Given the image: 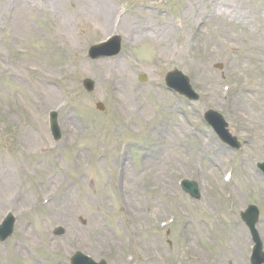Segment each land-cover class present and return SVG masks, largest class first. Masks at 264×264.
Masks as SVG:
<instances>
[{"label":"rangeland","instance_id":"obj_1","mask_svg":"<svg viewBox=\"0 0 264 264\" xmlns=\"http://www.w3.org/2000/svg\"><path fill=\"white\" fill-rule=\"evenodd\" d=\"M9 1L0 0V10ZM42 1L45 3L38 5L39 12L24 13L23 20L31 27L27 36L0 27V162L18 167L16 189L30 194L29 202L22 207L14 203L15 195H0V220L7 212L16 217L13 234L0 243V264H70L75 251L96 261L106 259L108 264H249L252 241L239 214L248 204L258 207L256 229L264 250V175L256 167L264 161V145L258 141L264 135V114L256 119L261 128L249 131L252 128L230 107L228 96L214 99L210 94L216 96L221 84L231 89L264 85V59L244 41L232 45L233 51L218 44L217 53L208 52V48L206 52L201 42L184 48V54H176L171 61L152 66L153 47L145 41L128 40L129 32L120 29L102 34L94 18L85 20L73 14L76 0ZM110 1L122 16H142L151 10L156 19L173 22V39L178 43L181 26L189 24L180 12L189 0ZM52 2H59L57 15L71 18L72 29L67 36L58 35L56 15L46 8ZM244 2L251 12L248 28L262 38L264 0ZM196 31L195 26L187 28L188 34ZM236 33L245 37L240 29ZM114 34L122 39L121 51L112 57L90 59L89 47ZM217 38L220 40V36ZM259 51L264 53V48L259 47ZM245 53L251 58L242 61ZM194 59L204 61V80V66H193ZM103 60L126 65L128 73L118 79L120 88L124 84L127 90L131 85L137 94L127 108L118 107L116 85L109 71H99L98 62ZM174 69L187 75L199 95L197 101H188L166 88L164 77ZM42 74L49 75L50 84L61 92V106H39L30 99L29 91L36 88ZM141 75L145 82L140 81ZM85 78L95 82L93 91L86 92L82 87ZM15 97L19 101H14ZM255 97L249 93L241 98L242 103L255 109L259 102L264 105V89L258 99ZM96 103H102L103 110L96 109ZM208 109L222 115L230 133L242 142L239 150L222 143L207 125L203 114ZM50 111L58 113L62 137L57 142L49 132ZM65 114L73 123L70 128L63 123ZM157 125L163 127L161 134ZM206 136L210 137L209 148L192 167L194 159L189 156L207 140ZM172 145H177L182 158L186 157L181 163L177 162L176 150L169 148ZM217 145L227 151L220 165L213 164L216 154L209 152ZM81 153L85 156L79 161ZM159 153L163 158L155 166L153 157ZM122 155L138 173V206L127 205L129 213L121 201L126 183L125 171L119 169ZM169 160L174 162L172 166H168ZM208 165H212L210 170ZM227 167L232 173L229 184L221 180ZM56 170L60 182L51 189L54 201L67 192L65 186L70 185L73 191L65 205L52 213L39 192ZM251 172L259 179L250 181ZM182 178L198 183V200L181 190L177 181ZM225 192L232 196L226 197ZM154 200L162 206L159 213ZM232 203L233 212L229 206ZM138 210L144 213L143 224L130 219ZM172 215L175 219L171 224L158 225V219ZM57 226L64 229L60 236L52 233ZM152 238L155 244L149 241Z\"/></svg>","mask_w":264,"mask_h":264},{"label":"bare ground","instance_id":"obj_2","mask_svg":"<svg viewBox=\"0 0 264 264\" xmlns=\"http://www.w3.org/2000/svg\"><path fill=\"white\" fill-rule=\"evenodd\" d=\"M39 2L35 0H33V2L29 0H24V2H22L21 0H12L7 2L6 6L5 4H3L2 9L0 10V27L7 26L10 28V30H18L23 35L27 36V34H29L31 31V27L27 25L26 22H24V13H27L26 11L31 12L34 10H36V12H39L40 8L38 5L45 3L42 0ZM245 4L246 3L244 2V0H189L186 4L183 5L180 11L181 16L184 19L188 20L189 24L187 26H181L182 32L181 40L179 43L173 39V35L175 33V24L169 20L162 21L156 19V15H154V12H152L151 10H147L142 16L134 14V16L128 17L122 16L120 13H117V10L112 6L110 0H76V6H74L75 8L73 10V14L77 17H82L85 20L89 19V17L94 18L98 23L99 31H101L104 35L109 32L107 30L120 29L122 31L129 32V36H127L128 40L131 39L133 42L139 40L145 41L150 48L153 47L154 49L155 54L151 61L152 66L155 64H160L162 63V61H171V59L175 58L176 54H184V48H189L193 45V43L201 44V42L205 43L206 52L208 48V52L217 53L219 49L218 44H224L225 46L231 47V51H233L234 48H232V45L243 43L244 41V44H247V48L255 50L258 52V54H260L258 58L264 59V53H260L259 51V47L264 48V33L261 38L259 34L253 33V31L248 28V26L252 24V21L249 20V16L251 18V12L246 8ZM58 5L59 2H52L50 6H46V8L47 10H50L53 15H56V30L58 32V35L64 34L67 36L70 33V29H72L71 18L69 16L64 17L60 13L57 15V9H59ZM261 17L264 19V14L261 15ZM189 26L197 27V31L194 34H188L187 28ZM239 29L241 30L242 34L245 35L244 38L237 35L236 31ZM217 36H220V40H218ZM248 58H251V56L249 57V54L245 53L243 54L242 61H246L248 60ZM192 63L193 66H204L205 72L202 74V79L204 80L207 72L205 70L203 59H194ZM98 64L99 71H103L105 69L108 70L110 77L114 81V85H116L115 88L118 97V107L122 109L127 108L132 103V99H134L137 94L134 93L131 85H129L127 90L124 84L120 88L118 79L119 77L123 79L128 73L126 65L124 64V62L118 60L116 62L103 60L98 62ZM29 66L30 65H28L27 67ZM33 70L38 71L37 69ZM50 79L51 77L49 75L42 74L36 80V88H33L29 91V96L33 103L39 106H61L62 94L58 89L50 84ZM224 85L225 84H221L219 88H216L215 92L217 94L216 96H218L217 98L213 94H210V96L214 99L228 96L230 99V107L233 110H236L238 114L242 115L243 118H245L243 119L245 125L252 128L249 129V131L256 130V128L260 129L261 124H259V120L256 121V119L263 116L264 105H262L258 101L259 104L256 105V109L253 107V105L244 106L241 98L245 97L249 93H252L257 96V98L255 97L254 99H258V97L261 95L262 89H264L263 83L259 84L254 89H231L225 88ZM14 101H19L18 97H15ZM171 110L178 111L177 107H172ZM255 112L256 115L252 118ZM63 120V123L66 127L70 128V126L73 124L72 121L68 118L67 114L63 116ZM157 126V133L161 134L163 127H160L161 125ZM189 133H192L191 130H189ZM29 136L31 135H28V138ZM209 138V136H206L207 140H204L205 142L203 144L196 146L195 149L191 152L192 154H190L189 157L194 159V161L191 163L192 167L198 165L197 160L199 155L201 153H204V151L209 148V145H207L210 141ZM258 141L259 143L264 145V135H262ZM212 143L213 141L210 144ZM39 145L45 146L46 143H40ZM169 148H174L176 150L178 163H181V160H184L186 158H182V153L178 149L177 145H172ZM214 150L209 151L211 154H216L217 161H213V164L216 163L217 165H220L227 151L225 148H222L219 145H217ZM83 155L85 156V154L81 153L79 156H77L79 161L84 160ZM122 157L123 158L121 160L119 169L121 171H125L126 177L124 178L126 179V183H123L121 201L123 202V206L125 207L126 212L128 211L127 213H129V207H127V205H131L132 208L138 206L135 205L138 202V173L134 169H132L127 162H125L123 155ZM162 158L163 157L161 153H159L157 157H153L154 165L156 166L158 162H161ZM60 163L61 162H59V164ZM173 163V161L169 160L170 165L168 166H172ZM211 168L212 165L207 166V170H210ZM225 172L226 169L221 175H224ZM18 179L19 173L18 167L16 165L8 163L7 161L0 162V195H2L3 193H6L7 196L15 195L14 203L17 206L22 207L26 206L23 203L29 202L30 194L26 190L21 191L16 189L18 186ZM257 179H259L257 173L255 174L254 172H251L250 181ZM58 180L60 182V177H58V171L56 170L48 177L47 186L44 187L45 189H42L39 192L40 199L46 201L47 205H49V207L52 209V213L54 211L57 212L62 206L65 205L66 201L70 198V195L73 191L70 185L65 186L67 192L61 193V198H55L54 201V197L53 195H51L53 194L51 189L55 187ZM221 180L223 179L221 178ZM229 180L231 181V178ZM261 194L264 195V191H261ZM8 202L12 203V201ZM1 205L2 198L0 199V206ZM154 205L156 208V212H161L162 206L159 204V202L154 200ZM3 206H6L5 202ZM143 216L144 213L138 210L130 219H134V224H143L144 222L141 220ZM151 216L154 217L155 214H152ZM166 218L158 219L157 223H161ZM243 235L244 234L242 232V236ZM149 241H153L154 244L156 242L154 238L150 239Z\"/></svg>","mask_w":264,"mask_h":264},{"label":"water","instance_id":"obj_3","mask_svg":"<svg viewBox=\"0 0 264 264\" xmlns=\"http://www.w3.org/2000/svg\"><path fill=\"white\" fill-rule=\"evenodd\" d=\"M100 48H107L106 50H100L97 49L98 47H92L89 51V54L93 58H97L99 56H111L116 54L120 49V37L115 36L111 41L108 43L99 46ZM166 83L168 87L178 91L181 94H185L190 99H197L198 96L192 91L188 79L185 75H183L179 71H173L167 74L166 76ZM84 87L87 89V91H91L94 88V82L90 79H85L83 81ZM97 107L99 109H102V105L98 104ZM206 119L210 124L213 125L216 132L219 134V136L229 144H231L234 147H237L238 144L235 143L234 138L230 137L228 132L225 130L226 124L224 123L222 117L219 116V114L213 112V111H207L205 114ZM51 129L54 135V138L58 139L60 137L59 129L56 124V113H51ZM261 169L264 171V163L259 165ZM183 188L188 191L193 197L197 198L199 197L198 194V188L197 185L194 182L184 180L183 181ZM258 211L254 206H249L246 213L242 214V218L246 221L248 224L251 232L254 235V238L257 241V247L255 250V255L252 258V264H262L264 263V255L261 252V244L258 240L257 233L254 229V224L257 220ZM13 228V218L8 217L4 224L0 226V239H5L8 235L11 234ZM63 230L58 229L55 232L61 233ZM73 264H106L105 261H100L99 263L93 262L90 258L83 256L81 253H76L72 258Z\"/></svg>","mask_w":264,"mask_h":264}]
</instances>
